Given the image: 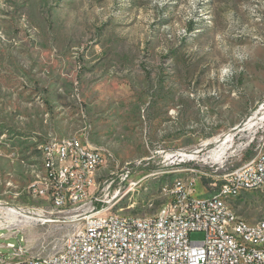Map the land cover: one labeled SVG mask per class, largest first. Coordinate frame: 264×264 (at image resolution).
<instances>
[{
	"label": "rangeland",
	"instance_id": "1",
	"mask_svg": "<svg viewBox=\"0 0 264 264\" xmlns=\"http://www.w3.org/2000/svg\"><path fill=\"white\" fill-rule=\"evenodd\" d=\"M262 115L264 0H0V210L30 211L2 220L0 254L11 258L9 242L25 256L48 254L82 225L27 192L47 141L77 137L108 151L98 190L133 163L135 185L114 200L101 194L117 201L113 210L144 216L170 199L176 180L192 182L194 197L214 193L204 181L251 156L246 142ZM197 150L182 161L179 152ZM230 204L247 222L264 218L262 192ZM8 228L17 236L3 237Z\"/></svg>",
	"mask_w": 264,
	"mask_h": 264
},
{
	"label": "built area",
	"instance_id": "2",
	"mask_svg": "<svg viewBox=\"0 0 264 264\" xmlns=\"http://www.w3.org/2000/svg\"><path fill=\"white\" fill-rule=\"evenodd\" d=\"M246 146L250 157L206 182L216 186L214 193L194 197L192 182L176 180L166 190L168 201L154 213L138 216L113 210L117 201L109 205L101 194L114 200L125 184L129 189L135 185L129 179L133 163L111 170L98 190L97 178L107 165L108 151L77 137L49 140L40 148L42 174L27 192L61 212H75L73 217H81L82 225L67 233L57 250L42 256H25L20 243L9 242L5 246L12 249L11 258L0 254V264H264V218L247 222L230 204L243 192L264 193V126L252 131ZM207 157L206 164L213 167L217 160ZM200 176L212 174L200 171ZM10 208L0 210V229L7 227L2 220L14 221ZM194 230L201 231L203 239H189ZM6 231L3 237L18 233Z\"/></svg>",
	"mask_w": 264,
	"mask_h": 264
},
{
	"label": "bare ground",
	"instance_id": "3",
	"mask_svg": "<svg viewBox=\"0 0 264 264\" xmlns=\"http://www.w3.org/2000/svg\"><path fill=\"white\" fill-rule=\"evenodd\" d=\"M226 67V66H225ZM224 69V68H223ZM224 71H225V69H224ZM223 72V71H222ZM226 73V72H225ZM231 74V73H230ZM219 77H221V76H219ZM227 77V76H226ZM231 78V77H230ZM227 80V79H226ZM255 117V116H254ZM264 118V115H262V116H260V117H258L257 119L259 120V119H263ZM253 118H249L248 119V122H247V125H250V124H253ZM230 138H231V134H227L223 139H221L222 140V142L221 143H223V142H225V141H228V140H230ZM220 140V138L219 139H217V138H214V141H219ZM220 151H214L213 153H212V157L214 158V159H218L221 155H222V153L224 152V147H220ZM196 152H198V150L197 151H194V153L196 154ZM194 153H192V154H188V153H184V152H179V154L181 155V156H188V157H193L194 156ZM10 211H11V214L13 215V213L14 214H18V215H21V216H26L27 214H21V212L20 211H18L17 209H15V208H10L9 209ZM28 216H30V215H28ZM27 217V216H26ZM33 217V216H32ZM30 218V217H29ZM20 219V218H19ZM19 222H21V220H19Z\"/></svg>",
	"mask_w": 264,
	"mask_h": 264
},
{
	"label": "crops",
	"instance_id": "4",
	"mask_svg": "<svg viewBox=\"0 0 264 264\" xmlns=\"http://www.w3.org/2000/svg\"><path fill=\"white\" fill-rule=\"evenodd\" d=\"M209 4H210V2H209L208 4H206V8L208 7ZM205 11H207V13H209L208 8H207V10H205ZM208 16H210V14H209ZM207 22H210V20L207 21ZM158 66H159V65H158ZM153 70H155L156 72L159 73L161 70H164V69L162 68V64H161L160 67H154ZM93 147H100V148H102L101 146H93Z\"/></svg>",
	"mask_w": 264,
	"mask_h": 264
},
{
	"label": "trees",
	"instance_id": "5",
	"mask_svg": "<svg viewBox=\"0 0 264 264\" xmlns=\"http://www.w3.org/2000/svg\"><path fill=\"white\" fill-rule=\"evenodd\" d=\"M207 181L205 180L204 183H206Z\"/></svg>",
	"mask_w": 264,
	"mask_h": 264
}]
</instances>
